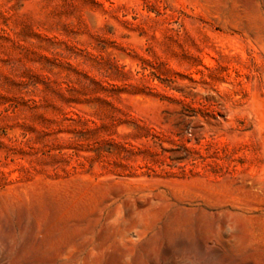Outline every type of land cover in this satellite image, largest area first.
Listing matches in <instances>:
<instances>
[{"label":"rangeland","instance_id":"1","mask_svg":"<svg viewBox=\"0 0 264 264\" xmlns=\"http://www.w3.org/2000/svg\"><path fill=\"white\" fill-rule=\"evenodd\" d=\"M263 123L264 0H0V264H264Z\"/></svg>","mask_w":264,"mask_h":264},{"label":"bare ground","instance_id":"2","mask_svg":"<svg viewBox=\"0 0 264 264\" xmlns=\"http://www.w3.org/2000/svg\"><path fill=\"white\" fill-rule=\"evenodd\" d=\"M262 102V101H261ZM263 103V102H262ZM262 119V118H261ZM264 124V123H263Z\"/></svg>","mask_w":264,"mask_h":264}]
</instances>
